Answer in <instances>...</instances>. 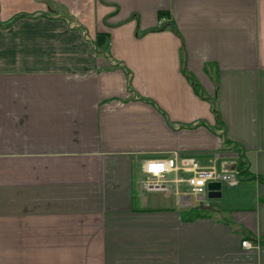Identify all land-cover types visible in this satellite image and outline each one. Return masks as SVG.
Returning <instances> with one entry per match:
<instances>
[{
	"label": "crops",
	"instance_id": "0c3cea01",
	"mask_svg": "<svg viewBox=\"0 0 264 264\" xmlns=\"http://www.w3.org/2000/svg\"><path fill=\"white\" fill-rule=\"evenodd\" d=\"M0 264H264V0H0Z\"/></svg>",
	"mask_w": 264,
	"mask_h": 264
},
{
	"label": "built area",
	"instance_id": "2783aa9c",
	"mask_svg": "<svg viewBox=\"0 0 264 264\" xmlns=\"http://www.w3.org/2000/svg\"><path fill=\"white\" fill-rule=\"evenodd\" d=\"M142 187L147 191L166 190L169 183L183 184V195L196 199L206 198L209 183L219 182L221 185H235L238 182V173L217 166L216 159L210 158L202 164L196 156L173 153L165 158L151 159L143 162ZM175 174L170 181L169 174ZM181 173L179 177L177 174ZM241 246L246 249L257 248L256 243L243 240Z\"/></svg>",
	"mask_w": 264,
	"mask_h": 264
},
{
	"label": "water",
	"instance_id": "95a60500",
	"mask_svg": "<svg viewBox=\"0 0 264 264\" xmlns=\"http://www.w3.org/2000/svg\"><path fill=\"white\" fill-rule=\"evenodd\" d=\"M221 187L219 182L209 183L207 186V197L209 199H219L221 197Z\"/></svg>",
	"mask_w": 264,
	"mask_h": 264
},
{
	"label": "trees",
	"instance_id": "16d2710c",
	"mask_svg": "<svg viewBox=\"0 0 264 264\" xmlns=\"http://www.w3.org/2000/svg\"><path fill=\"white\" fill-rule=\"evenodd\" d=\"M100 38H102V37H100ZM246 172H247V164H246V162L243 161V159L240 158L239 163H238V168H237L238 179L240 177H242L243 175L245 176Z\"/></svg>",
	"mask_w": 264,
	"mask_h": 264
}]
</instances>
